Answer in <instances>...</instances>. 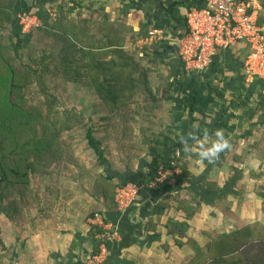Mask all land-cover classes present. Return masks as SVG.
Returning a JSON list of instances; mask_svg holds the SVG:
<instances>
[{
	"label": "trees",
	"instance_id": "1",
	"mask_svg": "<svg viewBox=\"0 0 264 264\" xmlns=\"http://www.w3.org/2000/svg\"><path fill=\"white\" fill-rule=\"evenodd\" d=\"M57 1L48 0V3ZM42 2L44 1L0 0V215H5L10 223L17 222L16 219L21 211L23 212L26 190L30 186L32 175L50 174V168L62 161L61 135L83 124V117L78 109H58L55 98L49 91L46 79L48 75H60L71 83L89 84L109 113L116 114L135 105H142L144 100H150L153 104L159 96L171 101L175 98L174 92L178 91L179 94L182 93L184 100L191 98L192 102L186 104L190 108L193 121L202 122L206 118L203 111L204 102H200L198 106L196 104L199 100L203 101L202 98L198 100L195 89L197 75L202 71L188 72L179 60L176 70L172 67L162 73L164 82L160 83V95L157 96L151 87L149 75L152 67L148 62L157 63L164 60L156 57L154 52L157 45L154 42L146 43L141 50L133 46L140 37H149L152 27L145 26L138 32L127 22L110 20L104 4L99 0H68L67 16H64V11L59 5L63 15L51 22L44 21L43 24L22 33L21 25L17 24V13L21 11L40 15ZM168 2L170 3L165 9L180 27H183L185 17L184 14H176L174 8H182L185 13L186 9L192 6L203 5L201 0ZM259 23H264V16L260 15ZM5 30L8 31L7 34L4 33ZM38 34L46 38V42L41 44L37 54L30 55L28 62L22 61L18 46L21 43L28 44L31 37ZM138 54L140 58L137 57ZM143 59L147 60V64L141 63ZM34 85L42 95V98L36 101L29 99L30 90ZM208 86L211 89L216 88L212 81H208ZM208 100L213 102L211 98ZM196 110L202 112L203 119L194 115ZM260 120L264 121V113ZM228 122L229 115L225 113L214 117L210 133L220 127L230 130ZM204 133L198 126L197 137ZM85 137L89 147L96 153L98 163L106 164L108 159L103 154L100 141L95 139L91 126L86 128ZM167 140V136H164L163 140H156L157 146H149L154 154L152 162L147 164V171L141 169V172L136 174L137 179L128 178L131 173L124 172L127 179L116 183L115 187L110 182L114 175L105 174L101 177L103 183L96 182L92 186L94 199L102 201V209L92 211L90 219L94 218L96 213L102 216L104 222H108L109 217H115L118 210L115 201L116 189L128 182L135 183L139 187V195L147 198L153 193H163L171 179L183 180L192 176L187 169V163L184 162L185 165L180 166L178 173L165 175L164 179L157 181L159 172L178 168L182 159L174 152L177 148L183 149V143L178 141L168 145ZM187 142L192 146L194 140L187 138ZM227 153L228 149L222 151L209 169V174L206 173L200 185L205 188L204 191L189 189L184 196L177 195L174 199L172 195H166L163 200L177 201L176 208L184 212L185 219L192 218L202 202H213L214 196H218L222 191V187H218L211 178L228 162ZM229 167L230 172H237L232 160L229 161ZM165 226L175 242L182 243L181 238L186 236L187 243L194 247V255L188 264H264V223L261 221L247 223L230 233H220L212 237L204 247L187 236L189 223L186 220L179 222L168 219ZM106 231L107 229L97 224H89L87 235L91 239L92 248L90 251L82 248L81 254L76 255L77 264H87L92 256L100 253L101 245L107 244L109 239L107 236H101ZM74 243L75 241L72 244ZM6 248L0 229V264H4L3 260L8 256L9 249L5 252Z\"/></svg>",
	"mask_w": 264,
	"mask_h": 264
},
{
	"label": "crops",
	"instance_id": "2",
	"mask_svg": "<svg viewBox=\"0 0 264 264\" xmlns=\"http://www.w3.org/2000/svg\"><path fill=\"white\" fill-rule=\"evenodd\" d=\"M99 2L104 4L105 12L110 20L127 22L138 32L145 26L162 30L161 34L152 41L157 45V50L154 52L156 57L164 60V62H157V66L152 67L151 71V74L153 73L156 77L155 90L159 91L161 87L158 81L164 80L161 77L162 73L172 67L174 70L179 67L176 39L183 27H180L166 11L165 6L170 2L168 0H107L105 2L99 0ZM259 3L262 16V4ZM173 10L178 15L184 14L182 8ZM142 37L138 39L139 43L145 39ZM247 50L243 43H233L227 51L220 52L213 64L197 75L195 86L198 100L203 99L196 102L197 106L200 102H204L205 105L211 104L212 101L208 99L213 100L212 103L216 109L207 108L215 114L211 117L212 119L219 117L222 113L229 115L230 130L223 127L216 129V131L223 130L226 134L225 138L229 137L227 140L230 148L226 156L228 162L211 178L218 187H222L219 197L216 195L217 201L212 203L214 213L218 210L213 218L219 216L222 223L247 224L253 221L264 223V121L260 120L264 113V102L259 94L260 82L254 80L247 84L245 81L243 62ZM208 81H212V85L216 88L211 89ZM174 94L175 98L168 105L166 124L173 136L170 134L165 136L168 143L186 142L193 150L191 154H186L183 149H176L178 155L187 163V169L192 176L183 180H169L164 195H173L182 191L184 196L189 189L204 191L205 188L200 187L203 178L206 173L209 174V169L220 157L221 152L212 162L200 160L198 153L194 152L196 147L187 142V138L190 141L200 142L201 137L204 136L197 137L198 125H195V121H191L188 117L191 112L186 103L192 100L191 98L184 100L182 93L179 94L178 91ZM208 111H204L205 121L202 124L199 121L200 125H205L201 126L205 135L210 134L211 126L214 124L212 121H207L211 115ZM230 160L233 161L237 172H230ZM140 162L138 170L145 167L144 171L148 163L144 158H141ZM176 169L170 172L177 173ZM157 194L153 193L147 198L140 195L129 209H118L115 217H109L108 228L112 230L113 235L107 240V244H104L100 253L94 259H89L87 264H188L194 255L190 247L192 245L187 243L186 236L181 238L182 243L175 242L172 235L168 233L165 223L168 219L179 222L186 220L189 223L187 236L196 240L199 246H204L199 241V232L193 230L201 223L206 224L203 214L206 203L202 202L199 212L192 218L185 219L184 212L176 208L177 201L163 200L161 199L163 195L156 200L154 198L158 196ZM218 212L219 214L216 215ZM16 224L17 222L10 223L13 237L8 238L7 244L13 247L14 253L8 264H77L76 255L81 254L79 251L81 247L87 251L92 248L86 227L84 228L76 217H70L63 223V226L68 224L66 228L50 230L49 222L39 227L37 233L25 232L21 240L18 233L14 231ZM206 228L202 229L206 230ZM73 241H75L74 244H72ZM49 256L52 257V261L47 260Z\"/></svg>",
	"mask_w": 264,
	"mask_h": 264
},
{
	"label": "rangeland",
	"instance_id": "3",
	"mask_svg": "<svg viewBox=\"0 0 264 264\" xmlns=\"http://www.w3.org/2000/svg\"><path fill=\"white\" fill-rule=\"evenodd\" d=\"M43 1L42 11L39 13L40 15L36 13L32 14L37 18L39 24H43L44 21H54L63 15L61 9L64 11V16L68 15L66 10L68 7V0H58L53 4L48 3V0ZM103 1L105 2L107 0H101V2ZM259 2L262 4V13L264 15V0H259ZM59 5L61 6V9ZM21 13V11L17 13V24L19 25H21V23L18 15ZM28 31L21 30L22 33ZM4 33L7 34L8 31L6 32L5 30ZM23 39L26 40V37ZM46 40V38H43V36L38 34L32 36L28 44L23 43L22 45L21 43L18 48H20L19 54L21 55L22 61L28 62L30 55L37 54L39 48L44 45ZM142 43L137 42L133 47H137L141 50L142 47L146 45ZM147 43L150 42L147 41ZM147 46L150 47V45ZM137 57L140 58L139 54ZM141 63L145 65L146 60L143 59ZM148 63L153 68L157 66L155 62L149 61ZM149 77L151 87L155 90V86H157L155 80L156 77L153 73L151 74V72ZM46 79L49 85L50 94L55 98L58 109H78L83 117V124L75 130L64 132L61 135L63 159L60 164L52 166V168H50V174L44 173V175L36 173L32 175L30 186H28L26 190L27 192L24 199L26 205L23 212L21 211L19 218L16 219L17 227H14V231L18 233L20 240L25 232L30 233L33 231L37 233L39 227H43V225L49 222L50 224L48 226L50 227V230L58 229L60 227L66 228L68 224L63 226V223L66 220L68 221L70 217H76L77 221H80L84 225L83 227H86L88 231L89 224L93 223L89 218L90 213L102 209L100 206L102 201L94 199L95 195L92 194V186L96 182L99 184L103 183L104 181L101 177L105 174L114 175V178L110 180V182L113 183L115 187L117 186L116 183L127 179L125 178L127 175H125L124 172L129 171L131 173V175H128V178L137 179L138 175L136 174L141 172L138 170V165L141 163L140 159L144 158L148 165L152 162L154 154L150 151L149 146H154L155 144L157 146L158 142L156 140H163L165 135L170 134V136H173L171 135V129H167L166 127L168 105L170 104V101H167L164 98L161 99L160 96L153 104H151L150 100H144L141 102L143 103L142 105H135V107L114 114L113 112L109 113L106 111L89 84L67 82L60 75H48ZM162 82H164V80L159 82V86ZM160 89L159 91H156L157 89L154 91L157 96L160 95ZM29 97V99L33 101L42 98L39 89L35 85L32 86ZM207 108L216 109V106L211 102V104L207 103L205 105V112L208 111ZM208 112L211 113V115L208 117L207 121L213 122L214 118L212 119L211 117L215 114L212 111ZM193 113L198 119H203L200 111L196 110ZM191 116L192 115H189L188 117L192 121ZM204 121L205 119L200 123L202 124ZM194 124L200 127L205 126L200 125L199 120L194 122ZM90 126L92 127L95 139L100 141L104 156L108 159L106 164L98 163L96 153L87 143L85 133L86 128ZM210 128L211 127H209V129ZM223 134L226 135L225 133ZM203 135L204 136L201 137L200 142H202L203 148L205 149L211 145L210 143L215 142L217 139L215 133H210L208 135H205L204 133ZM226 139H229V137L227 136ZM207 142H209L210 145ZM168 145H171V142H169ZM192 146H195L196 148L198 147V149L195 148L194 152L196 153L201 150V143L196 140ZM174 153H176V156L180 157L178 155V150L175 149ZM184 162L185 161L181 159L178 164L179 167L176 169L177 173L180 171V166L185 165ZM144 171H147V169ZM170 171L160 173L157 177V181L164 179L165 175H171L172 173ZM211 181L213 182L214 180ZM157 195L158 196H155L154 198L156 200L162 195L161 199L166 196V194L164 195V192ZM177 195L181 196L182 191L181 193L173 194L172 197H175L174 199H176ZM139 196L136 199H138ZM216 197L217 196L215 195L213 198L214 203L217 201ZM213 202L211 200L204 201L206 204L203 209V214L206 218V224L201 223L193 230L194 232H199V241L204 246L211 241L212 237L223 232L230 233L237 227L245 225L243 223H222L219 216L214 219V214L218 210L214 213ZM127 209L129 208H126V210ZM218 214L219 212L216 215ZM202 228H206V230ZM0 229L4 245L9 249L7 252V258L3 260L4 264H8V261L12 258L14 253L13 247L7 244L8 238L10 237L11 239L13 237V231L11 230L10 222H7L5 215H0ZM62 233L64 234V230H62ZM78 237H80V235H78ZM190 247L194 252V247ZM7 248L5 252L7 251ZM82 248L83 247H81V249L79 248V251H81ZM90 250L91 248H89L88 251ZM96 256L97 255L92 256L90 260L94 259ZM47 260L52 261V257L49 256V259L47 258ZM250 264H253V262Z\"/></svg>",
	"mask_w": 264,
	"mask_h": 264
},
{
	"label": "built area",
	"instance_id": "4",
	"mask_svg": "<svg viewBox=\"0 0 264 264\" xmlns=\"http://www.w3.org/2000/svg\"><path fill=\"white\" fill-rule=\"evenodd\" d=\"M167 1V0H159ZM201 7L192 6L184 13V24L177 37V56L188 72L207 69L220 52L240 42L248 49L244 56L245 81L250 84L255 79L260 82L259 94L264 102V23H259L261 6L259 0H201ZM22 31L39 26L37 18L27 12L18 15ZM161 29L153 28L149 37L152 42ZM161 172H159L160 174ZM139 196V187L127 183L116 189L115 201L118 209L129 208ZM92 224L107 229V239L113 235L102 216L95 214ZM104 244L101 245V249Z\"/></svg>",
	"mask_w": 264,
	"mask_h": 264
},
{
	"label": "clouds",
	"instance_id": "5",
	"mask_svg": "<svg viewBox=\"0 0 264 264\" xmlns=\"http://www.w3.org/2000/svg\"><path fill=\"white\" fill-rule=\"evenodd\" d=\"M215 135L217 139L215 140V142L211 144L210 147L206 149L203 148L202 142H199L201 143V150L198 151V155L201 161L208 160L209 162H212L218 157L220 152L224 151L225 149L230 148V143L224 137L222 130L216 131ZM182 143H183V152L186 154H191L193 150L188 147L186 142H182Z\"/></svg>",
	"mask_w": 264,
	"mask_h": 264
}]
</instances>
